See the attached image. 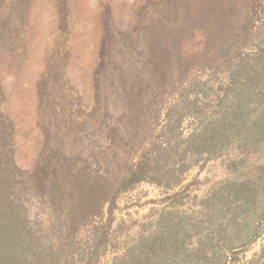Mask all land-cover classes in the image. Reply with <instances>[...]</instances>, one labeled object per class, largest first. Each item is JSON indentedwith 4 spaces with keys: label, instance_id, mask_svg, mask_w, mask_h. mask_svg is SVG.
Segmentation results:
<instances>
[{
    "label": "rangeland",
    "instance_id": "1",
    "mask_svg": "<svg viewBox=\"0 0 264 264\" xmlns=\"http://www.w3.org/2000/svg\"><path fill=\"white\" fill-rule=\"evenodd\" d=\"M232 3L0 0V171L40 257L264 264V0Z\"/></svg>",
    "mask_w": 264,
    "mask_h": 264
},
{
    "label": "trees",
    "instance_id": "2",
    "mask_svg": "<svg viewBox=\"0 0 264 264\" xmlns=\"http://www.w3.org/2000/svg\"><path fill=\"white\" fill-rule=\"evenodd\" d=\"M171 6H179L183 5L185 0H169ZM226 6L224 8V15L228 21L233 16V3L232 0H225ZM232 4V5H231ZM17 3H12L10 14L14 11ZM188 7L185 6L181 10V21L176 24L168 25L167 21L163 19H159L155 24L146 23V28L148 31V35L154 38L155 42H165V44L169 43L166 38L172 39L175 41L176 37L181 35L179 30H184L183 22L188 23L190 18V13ZM179 29V30H178ZM11 30H16L15 28H11ZM166 31V32H164ZM175 38H174V37ZM165 40V41H164ZM176 55V52L174 53ZM264 114V108L261 107L258 112V117L261 118ZM169 117V115H168ZM218 126H223L226 123L225 114L221 113L216 117V121ZM222 129L220 130L221 133ZM210 135H218L214 130V128H210L209 125H202L198 130H195L192 133V137L196 139L197 143L202 142L201 147H204L206 150H209L211 147L208 143L207 138ZM203 141H198L200 138ZM195 141V142H196ZM59 148L60 145L56 144ZM209 147V148H208ZM61 149V148H60ZM145 161L137 162L134 167L129 169V175L124 178L118 187V190H125L130 185L139 182L145 178ZM264 169V166L262 167ZM4 171H0V264H62L65 262L63 259V251L59 246H52L51 249L47 250V255L44 257H40L39 253L35 251V241L36 237L28 231L21 230V225L23 223V219H21L17 206L14 205L13 200L10 199V196L7 194L8 184L11 185L12 181L10 177L5 175L3 176ZM86 186H83V190H85ZM84 200V198H83ZM84 202V201H83ZM114 205V200L112 201V205L108 207V212H112V206ZM68 208L61 207L59 212V219L67 220L68 217ZM37 245L39 243L37 242ZM46 248L47 246H42ZM79 253V252H78ZM81 257L83 258V251L80 252Z\"/></svg>",
    "mask_w": 264,
    "mask_h": 264
}]
</instances>
